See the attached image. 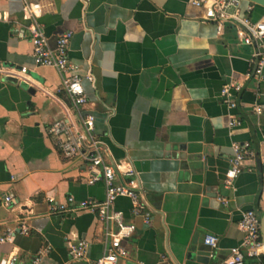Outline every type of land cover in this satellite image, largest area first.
<instances>
[{
  "label": "crops",
  "instance_id": "obj_1",
  "mask_svg": "<svg viewBox=\"0 0 264 264\" xmlns=\"http://www.w3.org/2000/svg\"><path fill=\"white\" fill-rule=\"evenodd\" d=\"M30 1L37 0H0L6 13L0 19V235L13 231L11 242L0 244V257L17 253L27 261L47 245L41 264H64L71 234L88 242V259L101 256L105 228L96 213L48 208L50 198H105L102 182L85 181L89 161L65 157L49 131L64 119L84 133L82 117L90 114L100 154L132 163L153 210L146 225L131 214L129 199L114 202L125 222L136 225L118 264H223L241 242V212L260 211L264 200V75H253L264 40L244 44L233 25L218 30L187 0H40L36 20L48 48L71 32L70 63L94 78L83 80L87 103L77 111L59 72L33 62L30 20L22 11ZM246 14L254 21L263 16L256 7ZM230 79L242 83L233 110L220 98ZM231 116L241 124L230 127ZM235 143L249 144L253 156L228 188ZM6 194L13 197L9 206ZM206 235L218 238L221 259L189 258L194 237L204 244ZM244 264L258 263L245 258Z\"/></svg>",
  "mask_w": 264,
  "mask_h": 264
},
{
  "label": "built area",
  "instance_id": "obj_2",
  "mask_svg": "<svg viewBox=\"0 0 264 264\" xmlns=\"http://www.w3.org/2000/svg\"><path fill=\"white\" fill-rule=\"evenodd\" d=\"M188 4L203 10V19L216 24L221 30L226 24L235 27L238 37L246 45H252L253 40H264V15L257 21H253L247 12L252 10L248 6L245 13L242 11V0H187ZM23 16L30 20L27 27L33 45L32 58L37 66H49L55 68L61 75V86L67 94L73 107L79 111L87 103L86 93L83 87V80L93 81V75L88 72L80 74L75 66L70 63L68 46L72 37L71 32L63 33L56 43V48L51 50L47 46L46 37L41 25L36 20L42 15V4L40 0L24 2L22 6ZM0 19H6V13L0 12ZM256 67L254 77L261 80L264 75V51L262 45L254 53ZM27 68L22 67L20 73H26ZM12 75L19 77L18 72ZM249 76V74H247ZM242 89V83L236 79H230L220 90L221 101L230 109L237 108V94ZM254 111L261 113V107L255 106ZM84 133H77L74 124L67 120L60 119L51 124L50 133L57 137V146L63 155L72 158L77 155L83 156L89 161L85 181L87 184L102 182L105 187V198L98 202L93 199L76 200L72 195L66 197L62 202L50 198L49 212L60 214L71 211H88L97 214L105 228L103 235V252L94 260L87 258L88 242L77 234H71L65 239L69 260L64 264H73L75 261H84L85 264H118L119 260L128 256L124 242L136 231L134 223L125 222L122 211L114 210L113 205L117 198H127L131 202V214L140 217L143 223H151V213L147 209L141 193L140 183L132 164L127 160L105 159L99 152L102 142L94 137L95 118L93 115L82 117ZM241 120L231 116L230 127L238 126ZM89 140L88 149L85 148V141ZM234 155L230 166L225 173L224 185L233 187L234 179L243 171L244 162L249 156H253L249 144L240 146L233 144ZM223 202L226 200L222 199ZM13 202L11 194L3 196V203L6 206ZM238 228L242 233L239 245L229 250L228 257L223 264H244L245 258H253L258 264H263L264 249L260 232V211L247 209L241 212ZM23 232H27L23 228ZM13 231L7 230L0 235V244L11 242ZM204 244L212 249H217L218 238L213 235H206ZM49 250V246H43L35 256L25 261L17 253H9L0 257V264H41L42 256Z\"/></svg>",
  "mask_w": 264,
  "mask_h": 264
},
{
  "label": "water",
  "instance_id": "obj_3",
  "mask_svg": "<svg viewBox=\"0 0 264 264\" xmlns=\"http://www.w3.org/2000/svg\"><path fill=\"white\" fill-rule=\"evenodd\" d=\"M248 6L252 7V10L255 9L256 6L264 8V0H242V11L245 13V10ZM262 13V12H261ZM264 15V12L262 13ZM254 21V20H253ZM132 164V163H131ZM258 165L260 168V161L258 160ZM142 196V199L147 207L149 209L151 215H152V209L148 206L147 202L145 201L144 195L142 193V190H139ZM260 232H261V238L263 242V249H264V200L262 207L260 209ZM230 252H228L229 255ZM188 257L193 258L196 257L197 259H200L202 261L209 262L211 259L218 260L221 259L220 254L218 253V249H212L209 245L206 244H198V239L196 236L191 242V245L188 248ZM228 256L222 258L221 262L224 261ZM263 259H264V253H263Z\"/></svg>",
  "mask_w": 264,
  "mask_h": 264
},
{
  "label": "trees",
  "instance_id": "obj_4",
  "mask_svg": "<svg viewBox=\"0 0 264 264\" xmlns=\"http://www.w3.org/2000/svg\"><path fill=\"white\" fill-rule=\"evenodd\" d=\"M256 8H258L262 13L264 12V8H261V7H258V6H256ZM261 262L264 264V259H263V257H262V259H261Z\"/></svg>",
  "mask_w": 264,
  "mask_h": 264
}]
</instances>
